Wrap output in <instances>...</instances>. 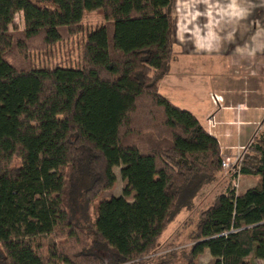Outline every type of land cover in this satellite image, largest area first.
<instances>
[{"label": "trees", "instance_id": "obj_1", "mask_svg": "<svg viewBox=\"0 0 264 264\" xmlns=\"http://www.w3.org/2000/svg\"><path fill=\"white\" fill-rule=\"evenodd\" d=\"M172 6L0 0V264H146L165 251L160 240L174 217L213 192L224 171L218 140L160 93L175 60ZM94 12L104 23L86 32L81 65L27 61L32 46L78 37ZM19 14L25 27L15 32ZM115 168L123 194L102 200ZM238 174L256 186L241 195L222 189L188 249L166 255L182 254V264L206 252L210 264L264 261V132ZM48 237L61 241L40 242Z\"/></svg>", "mask_w": 264, "mask_h": 264}, {"label": "rangeland", "instance_id": "obj_2", "mask_svg": "<svg viewBox=\"0 0 264 264\" xmlns=\"http://www.w3.org/2000/svg\"><path fill=\"white\" fill-rule=\"evenodd\" d=\"M252 1L253 0H173L172 17L176 26L173 53L174 57L177 59V61H179L174 64L175 67H178L177 65H186L184 64L185 62H187L189 65L203 62L204 64H207L209 68H211L213 67L212 65L218 64V60L221 61L222 58H224V60L227 59H225V56H222V51H225L224 54L227 56L232 54L231 52L233 48H239L243 52L248 53V50L253 47L252 35L254 33L255 20L252 17L250 19L247 16V12H245L247 10L244 9L250 6ZM238 4L242 9L240 13L234 16L236 18L234 19L232 16V8ZM256 7L259 10L261 7H264V0H256ZM255 14V19H259V16L263 13L261 11H256ZM261 17H263V15ZM220 21L223 23H221L219 26L216 24L215 30H213L212 26L214 22L217 23ZM103 23L104 16L102 12L87 13L82 24L83 28L85 29L82 34L73 39H66L55 46L47 48L45 51L38 50L32 46L33 50H29V52L26 54L28 55L27 61L36 67L55 65H71L73 67H77L78 65H81L83 59V45L86 32L90 28H94ZM24 27L25 25L22 14H19L16 16L14 27H11V30L15 32H22ZM261 32H263V30ZM234 43H236L238 47L233 46L232 44ZM243 52H237L233 56L239 57L245 55ZM202 54H205L206 56L209 55V58L207 57V59L200 61L198 57ZM228 62L229 59L227 63ZM234 65L235 63L230 66L231 72L226 68V71L230 72H226V74L230 75V77L225 78L224 86H233L235 90H243L246 86H248V88H252V86H254V82L251 79V81L249 80V82L246 83L244 82L245 80L242 75H234V71H232L234 70ZM205 73L206 75L202 74L200 71H198V69H194L191 75H186L187 83H189L194 90L178 89L175 90L177 95H179V97H187L188 101H191L195 98L199 99L200 94L204 91L207 85L211 86V84L214 82L216 84L218 80L216 77L217 73H210L209 71H205ZM262 82L264 85V76L262 77ZM256 85V87H258L261 85V83L257 81ZM228 114L231 115V112H227L226 115ZM217 120L219 121V118H216V121ZM263 122L264 121H261L260 127L262 126ZM249 137L248 135L244 137V141L242 140L241 144H245V146H247L252 140H249ZM235 164L236 162L231 165ZM114 171L117 176V183L114 189L104 192L101 198L102 200H110L113 197H120L123 194V183L120 175L121 168H115ZM238 172L239 171L235 172V169L231 168L230 175L219 180V182L214 186L213 192L209 193L210 190H206L207 192L205 191L204 195L202 194L203 191L200 192V194L197 195L189 207L182 209L174 217L172 223L169 225L160 240V243L163 245L165 251L158 254L157 257L152 258L153 260L146 264H159V262H162L161 260L163 258H166L165 261L167 264H182V254L178 253L176 256L170 257L166 254L173 250L168 249L177 248V251L185 247L188 249L191 243L190 237L197 229L200 213L210 206L214 196L222 189L227 188L228 185H231V187L235 189L237 193V189L239 188L240 184V176ZM93 211L94 206L90 208L91 216ZM60 241L61 240L54 239L53 237L45 238L42 241L40 240L41 243L46 245H53V243H60ZM167 256H169V258H167ZM211 261L212 257L210 253L206 252L199 258L198 264H210ZM250 261L252 264H264V261L262 260L251 259Z\"/></svg>", "mask_w": 264, "mask_h": 264}, {"label": "crops", "instance_id": "obj_3", "mask_svg": "<svg viewBox=\"0 0 264 264\" xmlns=\"http://www.w3.org/2000/svg\"><path fill=\"white\" fill-rule=\"evenodd\" d=\"M241 9L242 8L239 4L234 6L232 8V16L234 17L240 13ZM244 10H247L245 12H247V16L250 19L252 17L255 20L254 33L252 35L253 47L248 50V53L243 52L239 48H233L231 52L232 54L227 56L224 54L225 51H222V56H225V59H227L224 60V58H222L221 61L218 60V64L212 65L213 67L211 68L203 62H198L199 64L194 65H189L185 62L184 64L186 65H177L178 67H175L174 64L179 62L175 58L171 64L170 74L160 83V93L176 106L192 113L203 127L218 140L221 148L222 160L231 164H234L239 157H244L247 148L253 142L255 137L264 132V122L262 124L263 127H260L261 121H264V85L262 82V77L264 76V7H261L259 10L256 7V0H253L252 4ZM256 11H261L263 13L259 16V19H255ZM262 15L263 17H261ZM234 19L236 18L234 17ZM221 23L223 22H214L212 26L213 30H215L216 24L219 26ZM262 30L263 32H261ZM232 45L238 47L236 43ZM240 51L245 55L239 57L233 56L237 52L240 53ZM207 57L209 58V55L206 56L205 54H202L198 58L201 61L207 59ZM228 59L229 62L227 63ZM234 63V70H232L234 71V75H242L245 80L244 82L246 83L251 79L254 82L252 88L246 86L243 90H235L233 86H224L225 78L230 77V75L226 74V68L227 70H230V66ZM194 69H198V71L204 75H206L205 71H209L210 73L215 72L217 73L216 77L218 80L216 84L214 82L211 86L207 85L204 91L200 94L199 99L195 98L188 101L187 97H179L175 90H194L186 81V75H191ZM257 81L261 83L258 87H256ZM214 94L223 98L221 106L216 105L212 100ZM227 112H231V115H226ZM210 117L215 118L214 128H209L208 126L207 119ZM216 118H219V121H216ZM247 135L248 137L250 136L248 139L252 140L247 146H245V144L241 143ZM230 173L231 170L223 171L219 180L223 179V177H228ZM257 181L258 179H255L254 177L240 176V184L237 189L238 195L254 188Z\"/></svg>", "mask_w": 264, "mask_h": 264}, {"label": "built area", "instance_id": "obj_4", "mask_svg": "<svg viewBox=\"0 0 264 264\" xmlns=\"http://www.w3.org/2000/svg\"><path fill=\"white\" fill-rule=\"evenodd\" d=\"M212 100H213L214 103H215L216 105H218V106H221V104L223 103V98L220 97V96L217 95V94H214V95L212 96ZM207 123H208L209 128H214V127H215V118H214V117H210V118H208V119H207ZM242 159H243L242 156L239 157L238 160L236 161V164H235V165H231L229 162H227V161H223V162H222L223 170H224V171H229V170H231V168H232V169L234 168V169H235V172H236V171H239V169H240V165H241V162H242Z\"/></svg>", "mask_w": 264, "mask_h": 264}]
</instances>
